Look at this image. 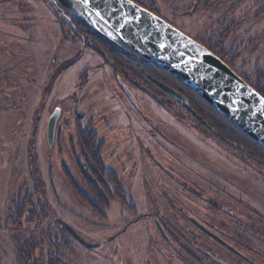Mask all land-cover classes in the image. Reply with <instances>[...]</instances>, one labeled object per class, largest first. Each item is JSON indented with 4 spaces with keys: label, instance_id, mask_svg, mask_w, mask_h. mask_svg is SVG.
<instances>
[{
    "label": "rangeland",
    "instance_id": "1",
    "mask_svg": "<svg viewBox=\"0 0 264 264\" xmlns=\"http://www.w3.org/2000/svg\"><path fill=\"white\" fill-rule=\"evenodd\" d=\"M135 1L210 49L264 96V0ZM82 32L56 15L48 0H0V264H25L17 255L22 247L26 264H47L50 238L69 241L61 264H217L196 246L224 264H246L192 226L189 216L251 263L264 264V155L247 141L241 144L250 153L236 150L175 102L160 104L137 90L134 80L118 72L120 78L110 61L88 47ZM54 110L60 116L49 146L46 127ZM77 124L104 145V166L109 171L114 165L133 212L112 200L96 214L75 195L73 186L95 203L82 175L97 181L78 170L84 159ZM135 128L145 133L140 143ZM141 145L151 171V164L173 162L178 171L191 168V180L177 172L173 178L187 183L178 180L171 188L151 181L153 173L146 171L150 185L143 187L139 178L124 177L115 162H143ZM170 198L171 205L164 202ZM25 200L31 207L14 226L8 209ZM146 213L156 214L167 240L151 216L142 217ZM68 228L100 245L84 247Z\"/></svg>",
    "mask_w": 264,
    "mask_h": 264
},
{
    "label": "water",
    "instance_id": "2",
    "mask_svg": "<svg viewBox=\"0 0 264 264\" xmlns=\"http://www.w3.org/2000/svg\"><path fill=\"white\" fill-rule=\"evenodd\" d=\"M48 1L68 24L73 19L123 53L132 52L168 73L264 150V97L204 46L131 0ZM156 85L200 119L183 97L164 84ZM59 116L60 111L54 110L48 119L49 146L54 141ZM195 223L211 238L229 247ZM68 231L84 247H95L82 240L73 229L68 228Z\"/></svg>",
    "mask_w": 264,
    "mask_h": 264
},
{
    "label": "trees",
    "instance_id": "3",
    "mask_svg": "<svg viewBox=\"0 0 264 264\" xmlns=\"http://www.w3.org/2000/svg\"><path fill=\"white\" fill-rule=\"evenodd\" d=\"M58 15L63 21H65L57 12ZM83 31V30H82ZM86 36H90V32L85 30L82 32ZM104 39V38H103ZM95 43H93L98 49L108 55L109 61L111 65L116 69L117 72H121L126 75L130 80L141 79L146 81L145 75L147 72L152 73L150 68L153 69L154 66L147 63L145 60L137 56L136 54L129 52L130 55H127L120 51L115 45L110 43L107 40H102L100 38L95 39ZM210 50V49H209ZM150 67V68H149ZM121 70V71H120ZM156 71L158 69H155ZM162 74L163 71L158 70ZM147 78V77H146ZM251 86V85H250ZM256 90V89H255ZM262 97V93L256 90ZM193 101L196 104L188 103L196 113L204 119H209L210 121L220 120L225 124L222 125V130L224 135L227 138L235 141L241 148L242 144H246L247 142L254 146L256 149L260 150L262 155H264V150L257 146L255 143L251 142L244 134L238 131L235 127L231 126L226 120H223L211 107L208 106L204 101L198 98L195 94H193ZM217 118V119H216ZM216 122V121H215ZM228 124V125H227ZM76 134H77V144L80 150L81 156L84 159L83 166L79 165V172L83 173V171H87L91 177L96 178V182L88 181V177L86 175H82L83 178L87 181V189L90 196L94 197L95 203L90 201L88 197L79 189L73 186L75 195L83 202L90 205L92 211L96 214H100L98 209L108 208L109 201L117 200L119 203L126 208L129 212H133V208L131 206V200L126 198L125 192L122 190L121 186L118 183V177L106 170L103 159L101 157V152L103 150L104 145L102 143L97 144L95 142L96 135L89 130V128H81L78 124L76 125ZM247 141V142H246ZM242 143V144H241ZM247 146V145H246ZM248 147V146H247ZM246 148V147H245ZM243 148V149H245ZM245 151L249 152L248 148ZM250 153V152H249ZM67 178L69 179L68 175ZM90 179V178H89ZM104 179L108 180L112 186V190L108 189L105 185ZM69 183L72 184V181L69 179ZM101 185L103 190L105 191L102 194L98 188ZM31 207L28 200L20 201L19 203H12L8 209L9 212V220H13L14 226H20L21 220L25 217L27 213V208ZM101 215V214H100ZM53 253H49L46 258L47 264H61V262L65 261L66 253L69 250V241L68 240H57L56 238H50L48 241ZM100 244H95V247H98ZM94 247V248H95ZM23 247L21 248V253L17 255L20 256V260L26 264L28 256L24 255ZM34 250V247H32ZM18 259V262H19Z\"/></svg>",
    "mask_w": 264,
    "mask_h": 264
},
{
    "label": "flooded vegetation",
    "instance_id": "4",
    "mask_svg": "<svg viewBox=\"0 0 264 264\" xmlns=\"http://www.w3.org/2000/svg\"><path fill=\"white\" fill-rule=\"evenodd\" d=\"M133 1L134 3H136L135 0H131ZM138 6L142 7L141 5H139L138 3H136ZM59 6V5H58ZM60 7V6H59ZM143 8V7H142ZM145 9V8H144ZM147 11L153 13L154 15H156L153 11L151 10H148L146 9ZM65 15H67V13L65 12L64 13ZM66 22V21H65ZM67 23V22H66ZM71 28H77L79 30H88L87 28H85L84 26H82L80 23H78L77 21L71 19L70 23L68 24ZM90 32V36H85L87 37V39L85 40V42H90L89 43V48L91 50H93L95 53H97V55H100L101 57H103V59L105 60H108L109 61V58H108V55L105 54L104 52H102L100 49H98L93 43H92V40L93 41L97 38H100L102 40H104L102 37L92 33L90 30H88ZM206 48V47H205ZM207 49V48H206ZM209 50V49H208ZM210 51V50H209ZM212 52V51H210ZM213 53V52H212ZM106 61V62H108ZM110 63V62H109ZM111 64V63H110ZM154 66V65H152ZM150 68V67H149ZM155 69H158L160 71H163L161 70L160 68L154 66L153 69L150 68V71L152 73H146L143 75H145V79L146 81H143L141 79H135L134 83H135V86H136V89L151 96L153 99H155L156 101H158L160 104L164 103L165 100H168L169 102H175L181 109H184L186 110L183 106H182V103L177 100V99H174L172 98L169 94H167L166 92H164L163 90H161L157 85L156 83H161V84H164L166 85L168 88H170L171 90H173L174 92H176L177 94H179L181 97H183V99L185 101H187L190 105V103H194L193 101V94H195L194 92H192L190 89H188L187 87H185L184 85H182L181 83H179L177 80H175L174 78H172L168 73H166L165 71L164 74H162L161 72H159L158 70L156 71ZM116 71V69H115ZM121 71V70H120ZM117 72V71H116ZM121 73V72H120ZM116 75L120 76V74L117 72L115 73ZM122 74V73H121ZM147 77V78H146ZM120 78H123L120 76ZM245 81V80H244ZM246 82V81H245ZM247 83V82H246ZM250 86V84H248ZM251 87V86H250ZM253 88V87H252ZM254 89V88H253ZM255 90V89H254ZM196 95V94H195ZM197 96V95H196ZM196 105V104H195ZM191 107V106H190ZM191 109L194 111V113L200 118V119H197L195 118L192 114H190L187 110L186 112L189 114V116H191L195 122L198 123V125L203 129V130H206L208 131L211 135L215 136L216 138L218 139H222L223 142H226L227 144H230L232 145L234 148H236V150L238 151H242L243 153H245V150L243 148L240 147V145H238L235 141L231 140L230 138H227L225 135H224V132L222 130V125H224L225 123L218 120H215V121H210L209 119H204L202 118L201 116H199L196 111L191 107ZM78 118L80 119L82 115H77ZM221 117V116H220ZM223 118V117H221ZM223 120H225L223 118ZM218 123V124H216ZM228 125V124H227ZM232 126V125H231ZM148 133V132H147ZM151 134V133H149ZM133 135H134V140H136V142H139L140 143V136L141 135H145L144 132H139L138 133V129L135 128L134 131H133ZM156 140L154 141V144H155ZM138 152V159H143V162L141 160V162H138V161H134V160H131V163H118L119 160L117 162H115L116 164H119L120 165V168H121V173L123 174L124 177H130V180L133 178V180H137V178H139L140 180V183L143 187H147L148 185H150V183L148 182V178L147 176L145 175L146 171H149V172H152L153 175H150V179L151 181L153 180L154 183H157V185H161V184H165L166 182H168L167 184H169V186H171V188H174L172 186H174V184H177L178 180H180V178L177 180V178H173L175 175H177L176 173L180 172V171H183L185 173V180L188 179V180H191V168H188V167H182L181 170H176L174 168V164L173 162H168L166 163V166L163 165V167L161 165H158L160 167L156 168L155 166H153L151 164V166L153 167V171L150 170V164H146V162H144L145 159H148V158H145L144 156H146V153H145V150L143 148V146L141 145V148L139 149ZM162 153V152H161ZM131 154V152H130ZM114 155V154H113ZM117 155H114L113 156V159L115 158L116 159ZM114 159V160H115ZM113 160V161H114ZM134 161V162H133ZM110 166L113 165L112 162L109 163ZM108 164V165H109ZM156 165V164H155ZM157 166V165H156ZM110 172L112 173H116L117 170L114 168V165H113V168L109 170ZM116 175V174H115ZM155 176L157 177L155 179ZM165 176H168V178H166ZM178 176V175H177ZM193 176V175H192ZM179 177V176H178ZM153 178V179H152ZM129 180V179H127ZM133 181V182H134ZM184 183H187V182H184L182 180H180L178 182V184H180L181 186H184L183 184ZM147 185V186H146ZM175 191V190H174ZM150 199L149 201L152 202V203H157V206L159 209H160V206L158 204V201H155L154 198H152L151 196H148ZM165 203L167 204H170L173 203V200L170 198L169 200L165 201ZM175 208H177V205H173ZM154 213V212H153ZM155 220V223H156V229L159 233V235L164 239V240H167V236L165 235V228H163V226L161 225L160 221H158L156 218V214H152V213H146L144 215H142V217H145V218H151V217ZM188 221L190 222V224L192 226H194L195 228H197L198 230H200L201 232H203L204 234H206L204 231H202L195 223V221L197 223H199L201 226H203L204 228H206L203 224H201L197 219L189 216L188 217ZM208 231H210L208 228H206ZM159 230H161L162 233L159 232ZM211 233H213L212 231H210ZM214 234V233H213ZM207 236H209L208 234H206ZM216 235V234H214ZM210 237V236H209ZM211 238V237H210ZM218 238H220L222 241H224V243H226L229 247L219 243L218 241L214 240L213 238H211L213 241H215L224 251H226L227 253H230L233 257L237 258V260L241 259L243 260L246 264H253L250 262V260H248L243 254H241L237 249H235L233 246H231L228 242H226L225 240H223L220 236H218ZM167 242V241H166ZM167 246H169L171 248V245L168 243ZM196 249V252L199 253V255H201L203 258H206L207 260H209L210 262H217V264H224V260L222 258H218V259H215L212 254L207 250V248L205 247H201V246H196L195 247ZM203 261V260H202ZM207 264V263H206ZM216 264V263H215Z\"/></svg>",
    "mask_w": 264,
    "mask_h": 264
}]
</instances>
